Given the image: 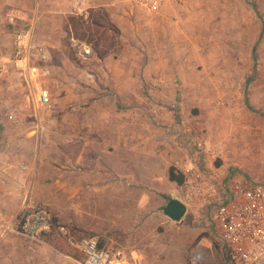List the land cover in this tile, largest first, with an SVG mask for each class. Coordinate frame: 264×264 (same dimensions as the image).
I'll use <instances>...</instances> for the list:
<instances>
[{"label":"rangeland","instance_id":"374dc122","mask_svg":"<svg viewBox=\"0 0 264 264\" xmlns=\"http://www.w3.org/2000/svg\"><path fill=\"white\" fill-rule=\"evenodd\" d=\"M162 1L161 9L156 12L134 7L132 18L112 5L111 8L121 12L118 17L122 23L118 25L117 17L112 14L115 10L93 5L90 0L85 3L87 17L76 13L75 0H0V50L7 49L9 41H14L16 26L9 22L8 16L13 9H20L35 17V31L43 38L41 43L46 48L50 46L45 41L49 33L59 39L58 45L53 40L54 48L65 50V55L81 66L94 65L98 58L117 56L131 47L158 52L172 74L176 99H183L182 107L190 119V127L204 134L212 144L225 147L222 157L214 164L226 173L264 180V0ZM24 19L19 25L29 23V19ZM126 19L130 21L123 22ZM126 36L133 37L132 41H126ZM73 37L92 47L89 58L78 59L72 46ZM10 62H0L8 65L0 76V131L5 127L1 119L14 126L19 120L22 126L29 122V117L25 119L24 106L20 109L22 117L18 118V112L6 105L8 100L29 98L30 105L35 91L49 87L42 81L30 86ZM15 74L20 78H14ZM9 85L14 86L9 88ZM145 93L149 91L145 89ZM47 109L37 110L32 106L35 113ZM12 112L14 119L9 118ZM20 167L23 171L27 169L25 164ZM9 181H2L1 191L20 193L23 200L13 217L16 238L28 248L23 249L21 256L51 257L52 264H84L83 254L62 236L55 244H49L22 233L19 215L31 205L50 209L57 214L60 225L70 228L76 237L97 236L103 247L123 249L128 259L125 264H152L158 259L153 255V247L170 240L167 236L174 231L160 225L153 211L147 215L143 212L141 216L134 202L130 207L132 216H118L116 209L122 207L119 194L130 193L125 185H117V192L115 186H107L98 196L93 184L81 185L78 180ZM159 210L164 212L162 207ZM185 215L192 226L205 229L189 248L190 264H218L219 243L204 210L190 207ZM167 222L172 221L167 219ZM199 244L204 260L195 263L193 253ZM161 259L163 256L156 260L157 264Z\"/></svg>","mask_w":264,"mask_h":264},{"label":"crops","instance_id":"0c3cea01","mask_svg":"<svg viewBox=\"0 0 264 264\" xmlns=\"http://www.w3.org/2000/svg\"><path fill=\"white\" fill-rule=\"evenodd\" d=\"M128 1L90 0V3L115 10L112 13L117 17L115 23L121 25L122 19L118 17L121 12L111 6L120 7L132 18V9L141 7ZM13 11L21 12L30 21L35 18L20 9ZM127 21L130 20L123 22ZM48 34L45 41L50 45L47 51L51 57V74L39 78L38 82L46 83L52 92L49 109L32 112L33 103L29 105V98L17 97L8 100L6 105L18 112V118L22 117L20 109L24 106L25 119L29 117V122L25 121L22 126L19 120L14 126L1 119L5 127L0 131V264L53 262L47 256H21L23 249L28 248L16 238L13 217L22 207V196L1 191L4 180L29 178L78 180L81 185L93 184L98 196L107 186H115L116 192L117 185L127 186L130 193L119 194L122 207L116 209L117 215L132 216V202L142 212L141 216L143 212L147 215L153 211L160 225L174 229L167 236L170 240L153 247V255L158 259L163 256L160 264H190L189 248L205 229L192 226L186 215L173 221L159 209L166 206L169 198L181 200L183 196L181 184L171 179L170 171L186 154L185 139L207 137L190 127V119L182 107L183 99H176L172 74L166 63L158 52L131 47L121 50L117 56L98 58L94 65L81 66L67 57L65 50L60 52L58 46L55 49L53 40L57 44L59 39ZM41 41L43 38L35 31L34 43L42 44ZM7 45V49L0 50V62L14 56L13 41ZM14 78L20 76L15 74ZM22 164L27 167L24 171ZM183 218L186 221L181 223ZM167 219L172 222L169 224ZM156 260L152 264H157Z\"/></svg>","mask_w":264,"mask_h":264},{"label":"built area","instance_id":"2783aa9c","mask_svg":"<svg viewBox=\"0 0 264 264\" xmlns=\"http://www.w3.org/2000/svg\"><path fill=\"white\" fill-rule=\"evenodd\" d=\"M87 0H75L77 14L87 17ZM156 12L162 0H130ZM9 22L16 26L13 31L14 56L11 66L34 86L39 78L51 74V57L43 44H35V23L19 25L24 17L13 11ZM25 20V19H24ZM72 46L80 59L92 55V47L79 39L72 38ZM8 65L0 64V76ZM33 106L50 107L49 89L41 87L32 96ZM14 119V114H9ZM186 154L173 167L182 176L183 196L181 201L190 207H200L209 218L214 237L219 243L221 261L218 264H264V180L247 179L237 173H226L214 164L222 157L225 147L212 144L208 139L194 136L185 139ZM183 144V141L182 143ZM22 233L31 239L38 238L43 231L51 229V213L47 208L31 205L23 208ZM61 236L84 256V264H125L127 256L121 248L103 247L97 236L76 237L65 225L58 227ZM195 263L204 260L200 244L193 253Z\"/></svg>","mask_w":264,"mask_h":264},{"label":"trees","instance_id":"16d2710c","mask_svg":"<svg viewBox=\"0 0 264 264\" xmlns=\"http://www.w3.org/2000/svg\"><path fill=\"white\" fill-rule=\"evenodd\" d=\"M170 175H171V179L177 181L179 184L182 183L183 178L174 167H171ZM48 211L51 213V229L49 231L41 232L38 238L48 242L49 244H55L56 241L61 238V234L59 233L58 230V227L60 226V221L58 219L57 214H53V212L50 209H48ZM22 217H23L22 214H20L19 220H21ZM19 227L22 230V223L19 224Z\"/></svg>","mask_w":264,"mask_h":264},{"label":"water","instance_id":"95a60500","mask_svg":"<svg viewBox=\"0 0 264 264\" xmlns=\"http://www.w3.org/2000/svg\"><path fill=\"white\" fill-rule=\"evenodd\" d=\"M163 211L173 221H179L186 214L187 206L178 198H169Z\"/></svg>","mask_w":264,"mask_h":264}]
</instances>
